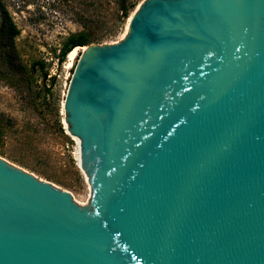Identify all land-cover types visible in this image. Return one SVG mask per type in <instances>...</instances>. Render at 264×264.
<instances>
[{
	"label": "water",
	"instance_id": "1",
	"mask_svg": "<svg viewBox=\"0 0 264 264\" xmlns=\"http://www.w3.org/2000/svg\"><path fill=\"white\" fill-rule=\"evenodd\" d=\"M126 29L76 47L62 104L88 206L0 159V264H264V0Z\"/></svg>",
	"mask_w": 264,
	"mask_h": 264
},
{
	"label": "rangeland",
	"instance_id": "2",
	"mask_svg": "<svg viewBox=\"0 0 264 264\" xmlns=\"http://www.w3.org/2000/svg\"><path fill=\"white\" fill-rule=\"evenodd\" d=\"M1 1L19 31L14 44L21 62L28 68L36 64V69L22 78L0 75V159L87 207L91 190L78 168V143L67 132L62 107L77 57L71 64L67 55L59 61L61 48L69 34L88 21L97 26L95 34L104 36L90 45L118 43L127 22L113 36L105 35L115 31V0ZM143 1L138 0L135 9ZM103 20V26L97 25ZM76 49L78 54L82 51Z\"/></svg>",
	"mask_w": 264,
	"mask_h": 264
},
{
	"label": "trees",
	"instance_id": "3",
	"mask_svg": "<svg viewBox=\"0 0 264 264\" xmlns=\"http://www.w3.org/2000/svg\"><path fill=\"white\" fill-rule=\"evenodd\" d=\"M115 4L117 5L116 11L112 15V27H115V31L112 30V32H108V34L105 35L113 36L116 30L122 28L134 11L138 4V0H115ZM104 22L103 20L100 22L97 21L96 23L97 25L103 26ZM93 25V22L88 21V24L82 26V30L69 34L63 42L59 61H62V57L67 55L73 48L101 42L104 36L95 34L94 29L97 28V26ZM18 35L19 31L16 25L5 5L0 0V75L3 78L5 77V72L10 78L14 77V75H19L21 76L20 78H22L36 69V64L28 68L21 62L14 44ZM38 65L42 67L43 63L40 62ZM33 79V77L27 78L30 82H33Z\"/></svg>",
	"mask_w": 264,
	"mask_h": 264
},
{
	"label": "bare ground",
	"instance_id": "4",
	"mask_svg": "<svg viewBox=\"0 0 264 264\" xmlns=\"http://www.w3.org/2000/svg\"><path fill=\"white\" fill-rule=\"evenodd\" d=\"M84 49H86V48L83 47L82 51ZM77 55H78V50L76 48L67 54V60H68L69 64H71L73 62V60L75 59V57H77Z\"/></svg>",
	"mask_w": 264,
	"mask_h": 264
}]
</instances>
